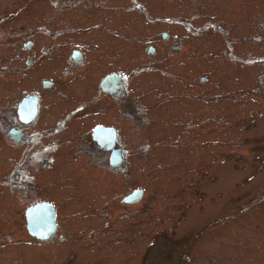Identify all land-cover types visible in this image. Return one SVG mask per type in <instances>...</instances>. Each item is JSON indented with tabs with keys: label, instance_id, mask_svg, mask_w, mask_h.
I'll return each mask as SVG.
<instances>
[{
	"label": "flooded vegetation",
	"instance_id": "flooded-vegetation-1",
	"mask_svg": "<svg viewBox=\"0 0 264 264\" xmlns=\"http://www.w3.org/2000/svg\"><path fill=\"white\" fill-rule=\"evenodd\" d=\"M26 1L30 2L18 0V7L9 10L8 15L21 13L28 6ZM151 1L43 0L42 11L46 14L41 19L35 14L33 16L36 18L31 19L30 14L39 10L38 2H35L30 4L33 11H30L28 6L21 13L22 20H31L33 24L30 29L21 30L19 33L21 40L17 61L11 60L10 45L4 48V60L8 59L10 64L18 62L20 55L25 56L19 67L18 63H14L9 71L3 72L6 84L4 93L10 88L11 92L6 97L15 96L12 103H9V98L6 99V108L8 105L10 108L4 110L7 117L0 124V160L4 165L1 167L3 176L0 177V230L4 235L0 233V238H20L21 233L23 241L36 250L38 264H55L60 259L64 260L57 256L56 248L73 242L71 237L75 228L69 213L72 207H61L59 200L67 197L60 196V193H88L90 176L83 177L81 171L90 173V168L100 166L104 173L97 168L92 169L99 173V177H106L108 168L116 172L111 173L112 179L120 180L123 175L126 179L131 177L136 180V176H129L127 173L125 150L153 148V142L146 141L147 143L138 145L133 141L135 132L132 133L133 130H142L145 132V138L149 137L148 131L153 130L151 125L154 121L152 106L160 108L161 103L167 99L177 98L176 104H162L167 117H164L162 126L156 127L157 134H168L172 131L175 140L170 142L175 143L181 134H190V140L192 139V134L196 133L195 129L199 127L204 104L212 106V115L219 112L215 103L220 100V96L212 88L209 94H204L202 83L208 81V77L197 68L200 56L204 55L201 39L195 37L182 41L181 37L196 36L194 30H190V35L182 30V33L178 34L168 28L149 32L148 26L153 16ZM8 5L16 4L10 1ZM157 5L163 9V4ZM43 17L48 19L46 24ZM139 21L141 31L137 27ZM175 21L185 25L180 18ZM245 24L247 27V20ZM255 24L253 36H245L234 42L237 49L235 52L241 56L233 53V49L228 46L231 45L228 43L231 41L228 30L219 23L215 24V30L220 31L225 39L222 40L215 34L211 45L215 37L218 39L213 43L210 52L217 60L223 56L224 64L233 65V76L236 68L247 70L262 64V69L258 72L260 85L256 89L261 90L260 97L263 99L262 14L255 20ZM224 42H227V47H221ZM160 44H164L166 48H157ZM206 46L210 47L207 44ZM175 54L180 55L183 60L172 62L170 56H176ZM185 55L194 57L193 64L190 65L194 73L190 95L186 90L183 93H180L178 88L174 91L169 83L170 76L179 79L182 74L187 75L185 70L189 64ZM183 61L185 66L182 70L176 65H182ZM4 67L6 68V65ZM213 73L216 77L214 82L218 84L219 78L221 79L219 68L212 67L211 74ZM156 77H161L159 82L153 79ZM16 81H19L22 87L19 90L18 85L11 86V83ZM184 96L190 97V100L187 101ZM50 98L53 99L54 106L48 104ZM184 100L187 101L185 106ZM187 103H193V106L190 107ZM61 108L65 114L55 119L57 111L62 114ZM225 110L221 112L224 113ZM232 110L234 111L230 107L228 113ZM172 117L174 122H171ZM175 123L190 128V131L181 133ZM74 134L82 137V148L71 140L74 137H69ZM53 136L56 138L51 139ZM186 141L189 143L188 139ZM160 143L166 142H156ZM75 146L77 150L86 153L87 158L80 160L81 164H74L71 159L64 160L70 156L73 158L69 148L76 152L74 157H78ZM56 171L73 173L81 179V185L77 186L75 182L68 181L67 177V184L59 185L66 181L61 178L59 183V177L65 175ZM59 186L62 190L57 189ZM101 188H98L99 193ZM139 188L141 187L138 185L129 186L119 197V202L130 210V206L139 202ZM142 193L144 197V190ZM6 196L15 204L10 208L12 210L9 217L5 215L7 203L1 201ZM37 208L42 210H36ZM63 212L69 213L65 216V221ZM12 215H15L14 222L19 225L18 233L15 232L16 228H12ZM36 216L48 217L51 222L39 224L35 221ZM14 249L12 248L13 254L16 253ZM45 252L50 258H43Z\"/></svg>",
	"mask_w": 264,
	"mask_h": 264
},
{
	"label": "rangeland",
	"instance_id": "rangeland-1",
	"mask_svg": "<svg viewBox=\"0 0 264 264\" xmlns=\"http://www.w3.org/2000/svg\"><path fill=\"white\" fill-rule=\"evenodd\" d=\"M10 1L16 5H8ZM42 1H26L30 11V4L38 2L39 10L30 14L31 19L36 18L33 16L35 14L39 19L46 14L42 11ZM156 1L158 0L151 1L153 16L148 26L149 32L168 28L178 34L186 31L190 35V30H194L196 36L181 39L184 42L195 37L201 39L204 55L200 56L197 68L208 77V81L202 83L204 94H209L211 88L219 94L220 100L215 103L219 112L212 115V106L204 104L201 121L197 120L200 121L199 127L192 134V139L190 140V134H181L178 142H170L175 140L172 131L168 134L156 133V127L162 126L164 117H167L162 104L170 106L177 101L175 97L167 99L161 103L160 108L151 107L154 111L151 125L153 130L148 131L147 139L144 131H132L135 132L133 141L138 145L146 141L153 142V148L125 150L127 173L129 176H136V180L131 177L126 179L123 175L120 180L112 179L111 173L116 172L108 168L106 177H99V173L92 169L102 171L100 166L90 168V173L81 171L83 177L90 176L88 193H60V196H67L59 200L60 206L72 207L69 213L75 230L71 237L72 244L56 248L57 256L64 260L60 259L55 264H264V98L260 97L261 90L256 89L260 85L258 72L262 69V64L247 70L236 68L233 76V65L224 64L223 56L217 60L210 52L218 39L215 37L211 45L215 34L222 40L225 39L220 31L215 30V24L219 23L228 30L227 34L231 39L228 41L231 45L224 42L221 47L228 45L237 55L234 42L245 36H253L256 30L255 20L261 14L264 17V0ZM160 3L163 4V9L157 5H161ZM18 4V0H0V124L7 117L4 110L10 108L9 105L6 108V99L9 98V103H12L15 96L6 97L11 91L8 88L4 93L6 84L3 72L9 71L14 63H18L19 67L25 56L20 55L18 62L10 64L8 59L4 60V48L10 45L11 60L17 61L21 40L19 33L30 29L33 24V21H24L21 17L28 6L21 13L8 15V11L18 7ZM178 18L185 25L175 21ZM42 19H45L44 24L48 22L47 18ZM137 27L141 31L140 21ZM206 44L211 46L207 47ZM157 48L164 50L166 46L160 44ZM175 55L170 56L172 62L183 60L180 55ZM185 56L189 64L185 70L187 75L182 74L179 79L170 76L169 83L174 91L178 88L180 93L186 90L190 95V85L194 78L190 65L193 64L194 57ZM176 66L183 70L185 62ZM212 67L220 70L221 79L219 78L218 84L214 82L215 73L211 74ZM153 79L159 82L161 77ZM20 82L11 83V86L16 84L19 90L22 88ZM261 85L264 86V83ZM184 98L190 100L188 96ZM48 102L50 105L54 104L51 98ZM187 104L193 106V103ZM230 107L234 111L228 113ZM222 110L225 112L222 113ZM61 112L62 114L57 111L55 119L65 114L62 108ZM170 119L174 122L173 117ZM177 127L181 133L190 131L188 127L178 124ZM78 135L69 137H74L71 140L82 148L84 142L81 143L82 137ZM53 138L56 136L51 139ZM162 141L166 143L156 144ZM75 148L77 158L74 157L76 152L70 148L68 151L73 158H63L65 161L71 159L73 163L81 164L80 160L87 158L86 153L77 150V146ZM3 166L0 160V177L3 176ZM57 172L65 175L59 177V183L61 178L66 180L59 185L67 184V178L77 186L81 185V179L73 173ZM132 185L141 187L145 196L138 204L130 206L129 210L119 202V197ZM48 187L51 188L49 185ZM98 188H101V193ZM57 189L62 190L60 186ZM1 201L7 203L5 215L9 217L12 210L10 208L15 204L9 196L3 197ZM69 213L63 212L64 221ZM14 217L15 215L11 216L10 222L18 233L20 228L14 222ZM0 233L4 235L2 230ZM17 237L0 238V264H38L37 252L33 246L23 241L21 233L20 238ZM12 248H15L16 253H12ZM43 258H50V255L45 252Z\"/></svg>",
	"mask_w": 264,
	"mask_h": 264
},
{
	"label": "water",
	"instance_id": "water-1",
	"mask_svg": "<svg viewBox=\"0 0 264 264\" xmlns=\"http://www.w3.org/2000/svg\"><path fill=\"white\" fill-rule=\"evenodd\" d=\"M137 194L139 197L141 196V189L138 191ZM36 210H42V208H37ZM35 221L39 224L44 223V222L45 223L47 222L49 224V222H51V219L48 217L36 216Z\"/></svg>",
	"mask_w": 264,
	"mask_h": 264
},
{
	"label": "bare ground",
	"instance_id": "bare-ground-1",
	"mask_svg": "<svg viewBox=\"0 0 264 264\" xmlns=\"http://www.w3.org/2000/svg\"><path fill=\"white\" fill-rule=\"evenodd\" d=\"M142 197H143V196H141V197L138 199V201H140V200L142 199Z\"/></svg>",
	"mask_w": 264,
	"mask_h": 264
}]
</instances>
